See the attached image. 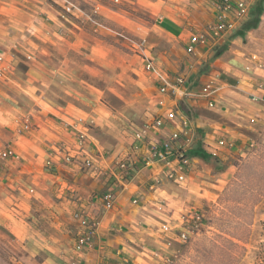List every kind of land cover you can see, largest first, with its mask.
I'll use <instances>...</instances> for the list:
<instances>
[{
    "label": "crops",
    "instance_id": "1",
    "mask_svg": "<svg viewBox=\"0 0 264 264\" xmlns=\"http://www.w3.org/2000/svg\"><path fill=\"white\" fill-rule=\"evenodd\" d=\"M216 1L195 0L191 8L185 7L181 13L187 22L181 26L171 20L173 16L164 19L161 32L174 43L178 66L169 70L165 59L154 60L171 81L182 79L185 89L200 90L213 81L218 90L213 108L204 99L176 107L170 97L158 93L157 84L143 70L142 59V73L150 84L149 106L143 122L126 135L121 126L115 129L116 120L100 102H88L66 88L58 104L44 102L50 87H42L38 80L53 82L64 72L34 74L29 68L22 76L24 83L17 91L22 104H0V153L11 149L15 156L0 159V250L4 255L0 264H166L178 239L181 216L194 210L195 202L216 196L228 179L227 173L211 175L214 161L236 151L264 125L263 67L255 55L245 58L238 49L240 39L233 35L241 27L223 38L212 37ZM101 2L97 12L102 5L112 4ZM121 2L136 13L150 12L135 0ZM192 35L206 40L188 54ZM1 57L4 60V54ZM31 60L33 56H25V61ZM0 69V85L12 84V65L1 62ZM216 74L219 81L213 78ZM7 90L14 93L12 88ZM175 110L177 116L167 120L166 114ZM182 115L189 118L186 130L180 125ZM160 118L158 127L155 122ZM173 134L179 138L170 144L171 153L159 159L156 152H163L162 145ZM80 135L90 169H83L81 158L64 163L58 151L61 147L77 150ZM221 139L233 147L210 156L209 148ZM182 153L188 165L175 180H168L169 166L174 167ZM120 161L130 164L127 180L117 177ZM108 191L112 202L106 208L103 196ZM77 212L97 225L92 249L82 254L73 251L79 231Z\"/></svg>",
    "mask_w": 264,
    "mask_h": 264
},
{
    "label": "rangeland",
    "instance_id": "2",
    "mask_svg": "<svg viewBox=\"0 0 264 264\" xmlns=\"http://www.w3.org/2000/svg\"><path fill=\"white\" fill-rule=\"evenodd\" d=\"M164 1L135 0L150 12L136 13L121 2L106 3L95 13L89 0H0V55L14 68L12 84L0 85V104H22L17 91L29 68L34 74L62 71L64 76L53 82L38 80L42 87H50L44 102L58 104L66 88L88 102H100L116 120L115 129L121 126L130 135L143 122L150 101L141 60L165 59L169 70L178 66L174 43L161 32L162 21L173 16L171 20L181 26L187 22L181 11L195 3ZM262 2L258 28L233 38L240 39L237 47L245 58L255 55L264 70ZM1 56L0 63L6 62ZM25 56L33 60L25 61ZM253 135L214 161L211 175L227 173L228 179L216 196L194 203L202 228L185 243L176 239L166 264H264V125ZM0 255L4 256L1 250Z\"/></svg>",
    "mask_w": 264,
    "mask_h": 264
},
{
    "label": "built area",
    "instance_id": "3",
    "mask_svg": "<svg viewBox=\"0 0 264 264\" xmlns=\"http://www.w3.org/2000/svg\"><path fill=\"white\" fill-rule=\"evenodd\" d=\"M93 5V10L96 13L98 10V3L103 0H89ZM112 4H118L119 0H110ZM252 0H217L214 4L215 10V20L214 24L210 26L211 35L215 39H220L228 34H231L236 30L237 27H242V25L248 20L250 10L253 6ZM206 38L203 35H192L189 38L188 46L186 51L188 54H192L194 48L197 45L203 44ZM134 46V43L132 44ZM1 60V59H0ZM143 70L144 72L153 80L158 86V93L161 96L170 97L171 101L174 102V105L177 107L179 103L185 101H191L196 99L206 100L208 108H213L215 102L213 101L215 94L217 93V88L214 87V84L211 81L205 85L200 90H188L184 88L183 80L178 78L174 81H171L168 75L165 73L163 67L153 59L144 57L143 59ZM2 70L0 69V77L2 75ZM214 80L219 81L220 76L216 74ZM178 112L169 111L166 114V119H174L177 116ZM181 114V113H180ZM162 119H157L155 125L158 127L161 126ZM181 127L186 130L189 128V118L186 116H181L180 120ZM179 138L178 134H173L168 142L162 145L163 152H156L159 159H164L165 155L171 153L170 144L174 141H177ZM83 136L80 135L79 145L77 150H71L66 147H61L58 151L62 154V160L64 163L69 164L75 160L81 158V163L83 169L91 168V161L82 154V143ZM233 147L232 142H226L224 140H218L214 143L212 147L209 148V154L212 157H217L218 151L220 149L226 148L231 149ZM14 153L11 149H6L4 152L0 153V159H11L14 158ZM177 163L174 167L168 168L167 179L175 180L177 172H182L189 163V159L185 154H178L176 157ZM118 179L127 180L131 177L130 164L125 161H120L117 164ZM107 179V175L103 177ZM104 206L109 208L112 202L111 192L108 191L103 196ZM75 220L78 221V234L75 237L73 251L76 254H82L92 249L93 247V238L97 231V225L86 218V214L83 212H77L74 215ZM201 215L198 211L191 210L182 215L180 218V232L178 239L180 242L185 243L191 239V237L197 235L202 228ZM68 264H76V262L71 261Z\"/></svg>",
    "mask_w": 264,
    "mask_h": 264
},
{
    "label": "trees",
    "instance_id": "4",
    "mask_svg": "<svg viewBox=\"0 0 264 264\" xmlns=\"http://www.w3.org/2000/svg\"><path fill=\"white\" fill-rule=\"evenodd\" d=\"M262 14H263V2L262 0H260L256 5L252 6L248 20L242 25L241 29L233 35V37L234 36L242 37L244 32L257 29Z\"/></svg>",
    "mask_w": 264,
    "mask_h": 264
}]
</instances>
